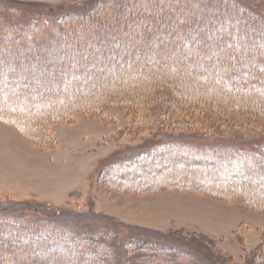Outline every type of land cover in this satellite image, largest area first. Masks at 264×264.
<instances>
[{
	"label": "trees",
	"instance_id": "1",
	"mask_svg": "<svg viewBox=\"0 0 264 264\" xmlns=\"http://www.w3.org/2000/svg\"><path fill=\"white\" fill-rule=\"evenodd\" d=\"M201 1L207 7L202 11L189 5ZM220 1L186 0L176 12L174 0H94L92 10L83 17H67L55 29L39 23L23 34L5 29L0 22V49L5 50L2 38L7 35L12 49L0 53V123L16 126L45 149L50 148L46 140L54 139L46 127L72 121L80 112L93 117L122 106L136 108V114L144 118L153 104L161 102L167 106L163 123L170 129L192 128V119L205 111L208 116L223 114L230 124L244 127V138L261 137L264 19ZM137 7L141 14L136 13ZM28 10L43 17L55 14L43 3L31 4ZM115 10L122 11L116 16ZM156 16L159 21L151 26ZM136 24L143 28H135ZM77 35L81 41H74ZM48 37L52 52L43 48ZM23 38L32 46L22 47ZM114 38H122V48ZM150 38L156 48L145 52L143 46L151 45ZM92 45L97 49L87 55L83 49ZM18 50L21 53L15 54ZM138 51L145 52L147 59L156 54L169 62L154 71L147 69L139 83L145 64L138 61ZM128 59L133 66L124 70L127 81L95 68L111 65L116 74L119 61ZM210 119L199 124L198 132L217 123ZM98 178L127 192L207 191L264 210V148L242 153L166 142L131 164L105 166ZM36 203L0 202V264H84L89 257L96 259L89 264H202L201 258L170 245L126 239L104 226L91 232L70 229L62 217L64 222L42 216L44 210L60 215V209L48 204L40 208ZM24 206L28 212L37 209L36 213H28ZM92 216L97 220L101 213Z\"/></svg>",
	"mask_w": 264,
	"mask_h": 264
},
{
	"label": "rangeland",
	"instance_id": "2",
	"mask_svg": "<svg viewBox=\"0 0 264 264\" xmlns=\"http://www.w3.org/2000/svg\"><path fill=\"white\" fill-rule=\"evenodd\" d=\"M92 1L94 0H0V22L5 29L10 28L22 34L39 23L55 29L60 20L83 17L90 13ZM176 1L172 3H175V11L178 12L181 6L186 5V0L178 4ZM220 2L230 8L251 10L264 19V0ZM37 3L51 7L55 14L43 17L29 12L28 6ZM189 5L201 11L207 8L205 1ZM99 8L98 5V10ZM140 10L137 7L136 13L141 14ZM121 11L115 10L114 15L118 16ZM158 21L156 16L150 25L153 26ZM142 26L136 24L134 27L143 28ZM96 28L98 27L93 31ZM9 37L7 35L2 38L5 40V50L0 49V53L12 50ZM121 39L114 38L115 43L120 45L119 49L124 43ZM124 39L131 41L128 34ZM81 40L79 35L74 37V41ZM25 41L24 38L21 39L22 47L25 48V43L32 46ZM31 41L34 42V39ZM50 43L51 39L48 37L43 41V48L52 52ZM135 43L132 41V45ZM150 44L143 46L145 52L156 48V43L151 38ZM132 45L131 49L134 48ZM96 49L97 46L92 45L83 50L88 55L92 53L91 50ZM66 51L64 54L68 53ZM110 52L117 55L113 50ZM145 52H136L138 61L145 64L139 83L144 81L143 74L147 69L154 71L158 66L169 62L156 54L147 59ZM20 53L19 50L15 52ZM35 57L38 60L36 54ZM162 59L163 62L160 61ZM126 61H119L120 69L116 70V74L112 72L111 65L95 68L100 72L106 70L117 79L127 81L129 77L125 78L124 70H129L133 65L131 60ZM123 65L126 66L122 69ZM201 80L199 77V81ZM200 87L201 85L195 89L199 90ZM5 105L8 106L9 102H5ZM153 105L144 118L136 114V108L129 110L122 106L108 108L104 113L93 117L80 112L72 121L46 127V131L54 139L46 140L50 148L45 149L21 133L16 126L0 123V202H31L36 205L38 201L40 208L48 204L60 209L62 213L54 215L52 211L44 210L42 216L59 222L63 221L62 217L68 221L70 229L91 232L104 226L124 235L126 239L138 237L170 245L201 258L202 264H264V210L247 207L241 199L234 200L207 191L170 188L159 192H127L99 182V173L105 166L131 164L166 142L182 146L238 150L242 153H258L264 148V133L258 138H244L245 128L230 124L223 114L208 116L203 110L204 114L192 119V128L176 130L163 123L167 106L161 102L157 106ZM26 117L30 118L28 114ZM210 118L220 124L216 123L211 129L198 132L199 124L210 122ZM181 180L182 177L178 176V181ZM155 181L157 178L153 183ZM23 208L28 212V207ZM35 210L32 208L28 213H36ZM93 212H99L101 216L92 220ZM88 259L84 264L96 261L94 257Z\"/></svg>",
	"mask_w": 264,
	"mask_h": 264
}]
</instances>
